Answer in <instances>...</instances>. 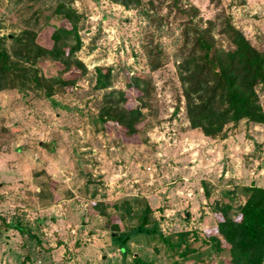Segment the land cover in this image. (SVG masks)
I'll return each instance as SVG.
<instances>
[{
	"label": "rangeland",
	"instance_id": "rangeland-1",
	"mask_svg": "<svg viewBox=\"0 0 264 264\" xmlns=\"http://www.w3.org/2000/svg\"><path fill=\"white\" fill-rule=\"evenodd\" d=\"M144 1L155 2L158 18L165 17L161 28L139 11L109 0H78L75 7L84 19L77 56L87 74L52 99L32 91L0 92V264H133L134 255L160 264L169 260L167 253L161 247L157 252L156 244L144 238L145 230L216 236L221 206L233 204L238 210L235 200L243 196L242 188H264V124L243 120L229 125L224 140L191 128L176 59L181 22L187 17L175 7L169 14L171 1ZM179 5L197 8L196 20L203 25L225 10L264 51V0H180ZM16 7V0H0L1 37L20 32ZM58 28L42 30L39 42L51 47ZM151 34L167 56L166 65L154 73L144 50ZM99 66L113 67L114 88L128 92L131 103L137 95L127 89L131 77L144 75L153 82L157 116L145 135L127 138L123 128L100 122ZM59 68L42 65L51 77ZM258 93L264 109V86ZM125 201L132 202L137 220L136 229L124 237L123 252L121 242L112 239L110 218L119 222L113 204L122 208ZM101 202L109 205L111 217L94 211ZM147 208L144 222L139 210ZM19 219L38 226L40 243L6 228L5 222ZM141 222L145 228L139 233ZM194 247L205 250L208 245L198 241ZM181 262L219 264L221 259L203 254Z\"/></svg>",
	"mask_w": 264,
	"mask_h": 264
},
{
	"label": "trees",
	"instance_id": "trees-1",
	"mask_svg": "<svg viewBox=\"0 0 264 264\" xmlns=\"http://www.w3.org/2000/svg\"><path fill=\"white\" fill-rule=\"evenodd\" d=\"M77 1L16 0L15 14L20 32L0 36V92L32 91L52 99L55 94L75 87L79 78L87 74L86 64L77 56L83 46L80 32L84 19L75 7ZM109 1L139 11L159 28L164 24L165 17L158 18L153 1ZM168 1L172 2L169 14L175 7L178 13L187 17L181 22L176 59L191 128L206 137L224 140L228 138L229 125L236 127L243 120L264 124V109L258 93V87L264 86V51L233 24L225 10L203 25L196 20L197 8L186 10L179 5L180 0ZM150 10L156 14L151 15ZM53 25H59L53 35V44L44 46L39 42V35ZM144 50L152 73L166 65V52L154 34L148 36ZM47 62L60 66L57 76L43 73L42 65ZM113 72V67L96 68L95 89L103 92L100 122L123 128L127 138L145 135L148 128L154 127L152 117L157 116L153 82L144 75L131 77L127 89L137 93L135 102L131 103L128 92L114 88ZM205 190L210 198L212 194ZM241 193L240 201L235 200L239 203L238 210H234L233 204L222 205L219 209L216 236L208 237L198 230L170 235L145 230L144 238L156 244L157 252L161 247L167 253L169 260L160 264H182L181 261L191 255L203 254L221 259L219 264H264V188L245 186ZM108 207L104 202L97 203L94 211L109 215ZM113 207L119 222L110 218L112 239L121 242L122 251L126 252V239L136 229L134 206L125 201L122 208L118 204ZM232 212L238 214L233 217ZM139 213L142 214L141 220L147 222L150 208L143 213L139 210ZM5 225L22 236L41 242L39 228L34 223L19 219L15 223L5 222ZM144 228L142 222L137 226L139 233ZM198 241L208 248L194 247ZM133 264L155 263L134 255Z\"/></svg>",
	"mask_w": 264,
	"mask_h": 264
}]
</instances>
